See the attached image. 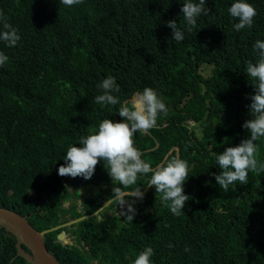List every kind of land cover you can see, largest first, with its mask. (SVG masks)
I'll use <instances>...</instances> for the list:
<instances>
[{"label": "trees", "instance_id": "trees-1", "mask_svg": "<svg viewBox=\"0 0 264 264\" xmlns=\"http://www.w3.org/2000/svg\"><path fill=\"white\" fill-rule=\"evenodd\" d=\"M130 1L83 0L69 7L60 0H0V11L21 37L15 47L0 42L9 57L0 67V206L23 215L42 211L36 226L41 231L69 220L61 206L74 196L71 186L83 197L87 215L113 197V188L146 190L151 174L131 187L113 185L103 161L89 180L58 174L68 145L79 146L80 137L105 118L122 121L120 104L93 102L86 117L79 114L87 103L73 109L76 100L93 99L104 72L119 85L113 95L121 104L145 87L165 102L167 115L161 114L148 134L137 132L135 147L155 166L179 146L189 165L184 184L189 200L184 213L175 216L150 188L143 200L131 203L133 220L102 211L104 218L79 223V245L59 241L62 229L47 233L49 250L61 264H94L93 259L132 264L146 247L154 251L152 264H264V173L249 172L246 185L237 181L227 192L213 175L222 171L215 154L250 135L242 127L252 118L248 97L254 94L246 66L256 62L255 42L264 41V0H248L257 15L251 28L240 31L228 13L234 0H207L211 11L197 18L192 31L181 11L186 0ZM170 20L184 32L183 41L172 39ZM154 51L160 52L148 56ZM208 63L211 74L204 75L201 68ZM256 143L264 161V138ZM86 186L93 190L83 196ZM12 238L5 264H18L17 258L12 261L17 255Z\"/></svg>", "mask_w": 264, "mask_h": 264}, {"label": "clouds", "instance_id": "clouds-1", "mask_svg": "<svg viewBox=\"0 0 264 264\" xmlns=\"http://www.w3.org/2000/svg\"><path fill=\"white\" fill-rule=\"evenodd\" d=\"M127 1L128 5H130L131 1ZM142 2H144L145 5L148 4V0H142ZM60 3L71 7L83 3V0H60ZM206 3L207 0H198V3L194 2V0H186V2L183 3L181 11L186 22L187 31H192V29L196 27L198 17L210 13L211 9L206 7ZM156 8L157 6L154 5L147 16L152 15ZM110 13L114 12L110 9ZM228 13L232 18L238 21L233 25L236 31L251 28L254 18L257 15L256 8L249 3L248 0H234L228 8ZM167 26L172 30V39L176 42H181L185 39L184 32L178 27V23L175 20L167 21ZM20 39L21 37L18 34V30L7 22V18L4 16L3 12L0 11V42H3L7 47H15ZM253 48L257 56L256 62L253 63L252 61H248L246 66L247 78L254 88V94H250L248 97L251 100L248 107L252 118L246 120L242 125L250 135L241 140L238 145L226 147L222 153L215 154V164H217L222 171L219 174L213 175L219 188L223 189L225 192L229 191L230 186L234 185L237 181L241 185H246L248 183L249 172L256 174L264 173V161L258 159L259 147L256 143L260 138H264V41L257 40ZM159 52L160 51H154L148 56L154 57ZM65 56L66 55H64V57ZM8 59L9 57L5 55L4 52L0 51V67H2ZM151 65L153 67L156 66L154 64ZM205 68L207 69L205 70L207 75H210L212 63L206 64ZM101 74L93 99L76 100L73 104V109L75 110L76 104L80 102L87 103L88 106L86 111L79 114L86 117L87 115L90 116L92 113L93 102L101 107L120 104L117 113L122 118V121L118 122L105 118L99 122L97 130L86 136L80 137L79 146L72 144L68 145L66 154L63 158L64 164L59 166L58 174L61 177H82L85 180H89L94 175L95 169L101 161L104 162V168L111 178L113 185L118 184L122 187H131L137 183L140 176L151 174L148 179L147 187L155 189L156 194L160 195L162 203H164L165 207L169 208L173 215H181L184 213L183 209L186 206V202L189 200V196L184 192V184L189 177V165L186 160L180 157V147H173L168 154L162 157L159 163L153 166L151 163L142 159L144 154L135 147L134 140V135L137 132L146 135L152 128L156 127L158 117L161 114L167 115L169 111L168 107L158 93L151 87H145L142 91L134 93L131 99H127L121 104L119 99L113 95L114 92H119L120 90L115 78L110 75L106 76L108 73L103 72ZM170 108L172 109L171 106ZM191 123L195 124L194 121H191ZM157 146H159V144ZM176 147H178V149H176ZM174 150L178 151L175 155L172 154ZM87 188L90 187L86 186L81 189L83 196ZM108 188L109 191H112L111 186ZM70 189L74 196L61 206L64 209H69L73 200L75 201L76 198H83L80 195H76L77 189L73 186H71ZM128 192H135V194L133 195ZM31 195L36 197L38 193L34 192ZM144 195L141 188H137L135 191H124L121 193L113 188V197L106 199V203L95 212L96 214L93 213V216L100 214L103 210L109 208L112 203L118 201L113 208H110L113 212H109L108 214L118 215L124 213L128 219L133 220L136 210L131 203L136 199L143 200ZM126 202L125 209H118L117 205L122 203L123 206ZM76 203L80 204V202ZM117 210L122 211L117 212ZM23 216L27 217L26 215ZM85 216L87 215L79 218ZM67 218L70 219L71 216L68 215ZM74 220L75 219H72L70 222ZM81 221L72 224L64 223L66 226L60 229H62V232L66 231V229L63 230V228H68L71 225H76L80 228L79 223ZM67 238L68 244L74 245V242H69V235H67ZM153 255V249L151 247H146L136 255L132 264H152L151 257Z\"/></svg>", "mask_w": 264, "mask_h": 264}, {"label": "water", "instance_id": "water-1", "mask_svg": "<svg viewBox=\"0 0 264 264\" xmlns=\"http://www.w3.org/2000/svg\"><path fill=\"white\" fill-rule=\"evenodd\" d=\"M176 149H178V147H176ZM150 188L151 187H147L143 193L146 194ZM128 193L135 194V192ZM121 211L122 210H117V212ZM109 212L112 213L113 210L110 209ZM90 216H93V214L75 219L68 224L77 223ZM0 225L5 227L17 238L18 255L24 257L29 264H61L57 256L49 250L46 244V234L59 230L66 226V224L57 225L50 229L40 231L30 223L27 217L23 216L16 210L0 207ZM58 239L59 241L68 243L66 231L61 232L58 235ZM24 246L28 247L30 252L26 251ZM92 262L98 264L94 259Z\"/></svg>", "mask_w": 264, "mask_h": 264}, {"label": "flooded vegetation", "instance_id": "flooded-vegetation-1", "mask_svg": "<svg viewBox=\"0 0 264 264\" xmlns=\"http://www.w3.org/2000/svg\"><path fill=\"white\" fill-rule=\"evenodd\" d=\"M106 201H107V200H105V201L103 202L102 206L106 203ZM76 202H80V204H79V203H76ZM112 204H113V203H112ZM113 207H114V206H113ZM113 207H112V208H113ZM100 208H101V207H100ZM100 208H99V209H100ZM110 208H111V207L106 208V209L103 210V211H104L106 214H108ZM99 209H98V210H99ZM65 211H66V214H64V216H65L64 218L67 219L68 215L71 216V218H70L69 220H65V221H63L62 224H64V223H69L72 219L79 218V217H81V216L87 215V213H88V211H87V209H86V206H85V203H84L83 200L80 199V198H76L75 201L73 200L72 205L69 207V209H65ZM25 213H26V216H27V218L29 219V221H30V222L36 227V226L39 224V218L41 217V216H39V214H42V211H39L38 209H31V210H29V211H28V210L25 211ZM78 213H81V215H76V216H75V214H78ZM100 214H101V213H100ZM100 214H98V215L100 216ZM101 216L104 217V213H103V215H101ZM36 228H37V227H36ZM78 229H79V228H78V226H76V225H71V226H69L68 228L66 227V234L69 235V236L71 237V239H74V244H77V245L79 244V243H78V240H79L78 236H79V235L76 233V231H77ZM67 230H68V232H67ZM71 231H73V232H72V235H70V234H71ZM69 233H70V234H69ZM12 236H13V234H11V233H10L8 230H6L4 227L0 226V264H5L4 261H5V259H6V253H7V251H8L7 243H8V241H9L10 239L13 240ZM81 239H82V243L85 244L83 238H81ZM15 245H17V242L15 243ZM16 247H17V246H16ZM24 248H25L26 251L30 252V249H29L28 247L24 246ZM16 258H17V260H18V264H28V262L26 261V259H25L24 257L18 255V251H17V255H16V257L13 258L12 261H14ZM19 258L24 259L26 263H23V262L21 261V259H19Z\"/></svg>", "mask_w": 264, "mask_h": 264}, {"label": "rangeland", "instance_id": "rangeland-1", "mask_svg": "<svg viewBox=\"0 0 264 264\" xmlns=\"http://www.w3.org/2000/svg\"><path fill=\"white\" fill-rule=\"evenodd\" d=\"M201 71H202V73L204 74V75H207V72H205V70H204V66H203V68H201ZM111 187H113V185H111ZM88 190H92V189H90V188H87L85 191V193H84V196L86 195V193H87V191ZM126 204H127V202L122 206V203L120 204V205H117V207H118V209H125L126 208ZM65 211V210H64ZM111 215H114V214H111ZM100 219H102V218H104L103 216H100L99 217ZM64 229H66V227L65 228H63V230ZM67 232H68V230H67ZM72 232L73 231H71V234L70 235H72ZM70 239V241L69 242H74V239H71V237L69 238Z\"/></svg>", "mask_w": 264, "mask_h": 264}]
</instances>
